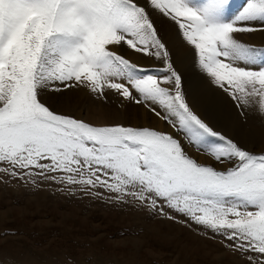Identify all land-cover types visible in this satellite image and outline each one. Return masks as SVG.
Here are the masks:
<instances>
[{
    "label": "snow or ice",
    "instance_id": "obj_1",
    "mask_svg": "<svg viewBox=\"0 0 264 264\" xmlns=\"http://www.w3.org/2000/svg\"><path fill=\"white\" fill-rule=\"evenodd\" d=\"M229 7L230 0H0V171L97 197L103 193L93 189H103L112 201L197 226L247 264H264V150L227 135L189 102L153 19L158 13L176 26L199 70L236 109L264 113V48L238 38L264 31V0H247L231 17ZM125 47L160 61L163 75L126 58ZM80 88L93 100L111 92L141 105L171 131L94 125L44 99Z\"/></svg>",
    "mask_w": 264,
    "mask_h": 264
},
{
    "label": "rangeland",
    "instance_id": "obj_2",
    "mask_svg": "<svg viewBox=\"0 0 264 264\" xmlns=\"http://www.w3.org/2000/svg\"><path fill=\"white\" fill-rule=\"evenodd\" d=\"M246 2L230 0L227 14L235 16ZM248 38L240 40L253 46ZM145 58L146 67L163 75L160 61ZM234 111L233 117L245 120L251 137L247 147L264 150V113L252 107ZM93 191L103 195L0 171V264H247L219 238L201 235L197 226L167 220L138 204L112 201L103 189Z\"/></svg>",
    "mask_w": 264,
    "mask_h": 264
},
{
    "label": "bare ground",
    "instance_id": "obj_3",
    "mask_svg": "<svg viewBox=\"0 0 264 264\" xmlns=\"http://www.w3.org/2000/svg\"><path fill=\"white\" fill-rule=\"evenodd\" d=\"M153 19L169 50L174 66L183 77L189 102L201 110L209 111L218 128L245 146H249L251 137L247 133L245 120L238 116L233 117L235 113L233 103L199 70L191 49L182 42L176 26L158 13H153ZM244 35L249 37L246 40L251 45L264 47V31L239 34L238 38H244ZM120 51L131 61L145 67L149 66L147 59L141 54L126 47ZM107 95V101L93 100L86 89L80 88L70 89L63 94L47 93L44 99L57 111L74 115L98 126L124 124L134 127L151 126L161 131H171L163 121L158 120L143 106L122 101L115 93L109 92ZM194 155L198 154L194 153ZM200 159L204 160V157L200 156Z\"/></svg>",
    "mask_w": 264,
    "mask_h": 264
}]
</instances>
